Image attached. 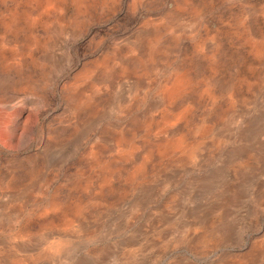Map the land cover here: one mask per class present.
Returning a JSON list of instances; mask_svg holds the SVG:
<instances>
[{
	"label": "rangeland",
	"instance_id": "374dc122",
	"mask_svg": "<svg viewBox=\"0 0 264 264\" xmlns=\"http://www.w3.org/2000/svg\"><path fill=\"white\" fill-rule=\"evenodd\" d=\"M0 264H264V0H0Z\"/></svg>",
	"mask_w": 264,
	"mask_h": 264
}]
</instances>
